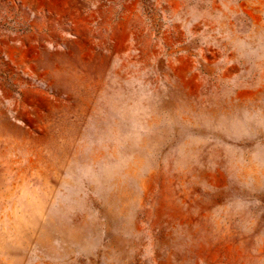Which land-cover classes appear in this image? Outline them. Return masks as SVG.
<instances>
[{
  "label": "rangeland",
  "instance_id": "rangeland-1",
  "mask_svg": "<svg viewBox=\"0 0 264 264\" xmlns=\"http://www.w3.org/2000/svg\"><path fill=\"white\" fill-rule=\"evenodd\" d=\"M0 264H264V0H0Z\"/></svg>",
  "mask_w": 264,
  "mask_h": 264
},
{
  "label": "crops",
  "instance_id": "crops-1",
  "mask_svg": "<svg viewBox=\"0 0 264 264\" xmlns=\"http://www.w3.org/2000/svg\"><path fill=\"white\" fill-rule=\"evenodd\" d=\"M170 1H171V0H170ZM178 1L184 2L185 0H178Z\"/></svg>",
  "mask_w": 264,
  "mask_h": 264
}]
</instances>
